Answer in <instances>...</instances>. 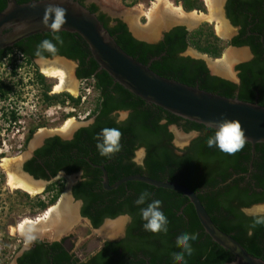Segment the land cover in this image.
I'll return each instance as SVG.
<instances>
[{"label": "trees", "instance_id": "16d2710c", "mask_svg": "<svg viewBox=\"0 0 264 264\" xmlns=\"http://www.w3.org/2000/svg\"><path fill=\"white\" fill-rule=\"evenodd\" d=\"M17 1L24 4L39 0ZM7 3L8 0H0V11L7 7ZM178 3L186 12L207 11L203 0H178ZM89 9L95 13L99 11L95 5ZM226 10L232 24L240 27L239 35L231 42L221 39L213 26L204 23L193 32H188L183 26L175 27L165 34L163 41L149 44L134 38L123 22L110 27L105 14H99V19L127 54L144 65H150L158 75L227 98L264 106V47L261 43V37H264V0H228ZM59 35L63 44L55 41L54 33L38 34L29 39L38 43L44 39L52 40L57 47L56 55L79 62V78L93 80L94 89L99 93L93 111V115H97L96 121L80 128L71 140L60 136L48 138L33 158L24 164V170L34 178L44 180H51L62 171L68 175L83 171V181L73 189L75 198L84 203L82 216L90 219L94 228L101 226L105 219H116L122 215H129L132 220L124 239L106 242L101 251L86 262L74 259L64 248V240L53 243L37 240L34 248L26 250L18 258V264H180L173 259V253L181 251L176 237L182 232L199 235L192 242L193 255H186L187 264H228L235 260L230 251L215 243L205 232L193 204L184 194L137 181L107 191L103 188V173L95 165L105 166L111 185L125 177L143 175L191 188L198 193L212 220L222 231L232 235L252 256L264 260V226L251 229L253 235L249 236L253 221L241 212L242 208L264 203V143L256 145L254 159L252 145L247 142L240 151L231 155L215 147L209 148L207 140L214 135V129L184 120L135 96L100 69L81 37L68 32H59ZM229 45L249 46L254 53L253 60L236 68L239 84L212 75L203 59L183 55L192 47L216 59ZM3 51H0V63L12 52L11 48ZM23 52L29 61L36 56L35 53ZM44 55L52 56L47 52ZM38 78L45 86V77L38 74ZM50 90L49 85L45 86L42 95L48 106L68 102L78 106L82 103L81 96L74 97L67 92L50 95ZM12 92V86L0 80V101L8 99ZM128 110L131 114L124 123H118L112 116L114 112ZM3 116L7 118L8 115L4 113ZM9 117L11 123L19 120L14 110ZM171 125L182 126L187 133L199 132V136L189 146L178 149L169 129ZM106 127L118 128L122 133L121 151L111 158L101 156L96 147L97 135ZM36 131V126L30 129L24 147ZM141 147L147 150L142 167L133 163L135 153ZM6 157V153L0 151V163ZM252 162L253 169L250 170ZM5 180L0 166V187ZM60 183L48 185L45 191L49 195L47 200L42 196L33 199L21 190L15 193L33 200L37 208L33 214H40L58 202L65 187L64 182ZM144 191L150 192L152 199L163 202L162 211L169 221L166 234L144 230V221L135 204Z\"/></svg>", "mask_w": 264, "mask_h": 264}, {"label": "water", "instance_id": "95a60500", "mask_svg": "<svg viewBox=\"0 0 264 264\" xmlns=\"http://www.w3.org/2000/svg\"><path fill=\"white\" fill-rule=\"evenodd\" d=\"M226 1L227 0L219 1L221 11L225 21L232 29V32H234L236 29L226 15ZM88 2L94 3L95 1L88 0ZM95 4L103 14L114 19H120L126 23L134 38L149 44L158 43L164 38V35L167 32L175 27L183 26L191 32L197 26L189 27L183 23L165 22L160 25V29L155 35L144 37L137 35L134 27L122 16L109 12L97 2H95ZM50 5L62 7L66 11V23L62 26L59 32H68L77 35V37H81L88 45L91 57L98 63L100 69L105 71L115 83H118L126 90L149 104L156 105L184 120L204 125L214 130L217 122L223 116L239 122L241 130L244 132L245 142L252 145L254 159L256 145L264 143V106L257 102H244L238 98H227L215 93L204 91L199 87H192L158 75L151 70L150 65H144L127 54L105 28L103 22L99 19V15L92 12L87 6L78 0H39L24 4L19 3L17 0H8L7 7L3 11H0V51L14 47L19 42L32 36L43 33H53V30L50 28L52 23L51 14H49L47 18L48 26L45 24V12ZM152 24L149 22L144 29L139 26L137 28L144 31L150 28ZM233 36V33H229L227 36L221 38L231 41ZM261 41L264 46L263 37ZM229 48L232 50H244L247 54L245 59L235 61L231 64L234 76L224 75L219 71L217 72L214 68V64L219 63V61L212 62L209 58H205V60L212 75L239 84L240 78L236 67L241 63L252 60L254 55L248 47L229 46ZM59 59L71 63L74 66V69L77 65L75 61L64 57H59ZM77 130L78 129H74L67 135L59 136L64 140H71ZM50 137L53 136H47L42 133L34 136L32 144L29 146V153L25 154L24 160L20 165L22 173L27 175L33 181L42 182L45 186L51 184L55 179H36L24 170V164L34 156L35 151L43 145L47 138ZM190 137L196 138L197 136H194L193 133H191ZM98 168H100L104 174L103 186L106 190H113L122 184L137 181L157 188L173 190L184 194L190 200V203L193 204L198 219L205 232L215 243L230 251L235 256V260L228 264H264V260L252 256L232 235L225 233L214 223L205 206L201 202L198 193L191 188L177 182L160 181L143 175H132L110 185L105 167L98 166ZM73 185V181L69 183L65 195L53 207L59 206L63 199L68 197L72 203L76 204L75 209L77 212V218H79L82 223H85L87 220L82 217L80 213L81 202H77L72 194ZM119 219L127 220L124 217H120L117 220ZM111 221L115 220H106L102 229ZM32 222L29 223V225L34 224L35 226H39L45 223L43 218L42 220H39V217L32 220ZM68 232L69 228L65 226V231L61 234L62 236L60 235L57 238H62ZM13 235L26 240V245L21 249L17 258L21 256L24 251L30 249L36 239H40L44 243L55 242L48 236L46 230H44V233L38 232L32 235H26L20 233L19 227H17L14 228ZM29 237H32V239H29ZM13 264H17L16 260H14Z\"/></svg>", "mask_w": 264, "mask_h": 264}, {"label": "rangeland", "instance_id": "374dc122", "mask_svg": "<svg viewBox=\"0 0 264 264\" xmlns=\"http://www.w3.org/2000/svg\"><path fill=\"white\" fill-rule=\"evenodd\" d=\"M94 1L97 2L99 5H102V7H104L109 12L116 14L110 11V9H108V7H106L101 0L99 1L94 0ZM111 1L112 3H114V6L118 8V10L124 12V14L125 13L130 14L131 20H128L124 16H122L124 19L127 20V22L130 25L136 24L140 28L144 29L149 23L148 13L154 7V5L157 3L158 0H111ZM134 1H136V3L132 5ZM203 1L207 8L205 14H208L209 10L207 7V3L205 0ZM169 2H171L172 5L176 7L179 6L183 9L182 4L178 3V0H169ZM193 12L204 13L196 10L187 13H193ZM204 23H208L210 26H212L211 23L203 21L199 23L194 28L193 31L200 28L201 25H203ZM214 31L217 35L216 30ZM229 50L230 48L228 46L224 50L222 56L216 59L210 57L207 54L200 53L199 51L195 50L192 47H190L185 52L184 55L195 59H203L205 62H206L205 58H209L211 59L212 62H215L218 60H223L226 52ZM6 59L7 60H5L3 64H1L0 66V80L5 83H8L12 87L13 86L18 87L17 91H21V94L23 96L21 98L17 94L16 95L11 94L8 99L0 101V137H1L0 139L2 143V148L0 151L6 153L7 155V157L1 161L0 166L6 176V182L8 183V184L4 183L0 187V264H13L16 255L14 254L15 249H18L17 250V255H18L21 249L26 245V240L24 238L15 237L13 235L14 228L19 227L20 224L26 221H32L40 216L42 217L54 205L50 206L45 212L34 215L33 213L37 211V208L34 206V201L29 200L26 197H23L22 194L15 195L13 194V192L16 190H21L25 193H28L30 197L33 199L36 196H42L43 199L47 200L49 195L45 193V191L48 185L50 184H47L46 186L44 185V188L41 192L34 194H31L19 188H16L15 190V187H12V185L10 184V175L11 174L13 175V173L16 172V170L14 171V169L9 168V162L14 160L19 161L20 158H23L21 161L22 163L25 154L29 153V146L32 144L33 137L40 133L46 134L47 136L67 135V134H63L61 130L65 126V124L70 120H73V122L75 123L74 129H79L81 127L87 126L91 121L84 119L89 113L93 112V110L95 109L97 105L99 93L98 91H96V89H94L93 80L85 81L82 84L81 90L79 92L77 91L76 94H72L68 91L57 92L55 90V86L57 83L60 82V78L57 79L56 77H52L45 74L41 65L40 67H38L36 64L33 63L32 66L29 65L30 68L28 70H25L24 69L25 67L23 65L16 62L15 64H17L19 67L22 66L24 69V70L18 69L16 71V68L12 66L13 62L10 61L13 58L6 57ZM19 59L22 62V58L19 57ZM56 60H60V59L56 58L54 61ZM23 62L25 63L26 61ZM12 69L14 70V75L11 74ZM38 74H42L45 77V86L49 85L51 87L50 95L67 92L73 95L74 97L86 96L85 102L84 103L82 102L78 106H73V104L71 103L69 104V102L65 104L56 103L48 106L45 102H43L42 95L45 86L41 84L38 78ZM72 78L73 81L76 83L74 77ZM19 81H23L24 83L23 90H20L19 89L20 86L17 85ZM76 84L78 90L79 84L78 83ZM17 108H18L17 112L19 114V120L17 124L11 123L9 117L10 112L13 109H17ZM73 109H76V111H72ZM4 113H7L8 115L7 118L3 116ZM71 114L73 116H68ZM37 125H40L41 127L38 128V130L35 132L28 145L24 147V142L30 129ZM171 130L175 136L174 142L176 147L178 149L185 148L190 142L191 133L184 134L182 130L179 129L178 126L177 127L172 126ZM139 159L141 158L139 157ZM62 181L64 182L65 187L59 200L65 195L69 183L73 181V184H75L78 181V178L76 177V175H74L68 178L67 181L62 175H59V177L53 180L52 183L53 182L63 183ZM72 204L75 207L76 204L74 203ZM13 219H16V226H14V224L12 223ZM76 219L77 221L73 220L66 225L69 228V232L65 234L62 238L61 237L57 238L61 234L57 237H53L52 236L53 233L50 231L49 232L47 231L48 236L52 238V241H62L65 238L74 237V239H71V241H74V250L77 252L82 250L83 247H85L88 243H90V241H93L94 239H97L100 242H102V240L105 239V236L103 234L95 230H92L91 234L89 236H86L85 234L88 228H91L90 224L88 222L82 223L80 219L77 217ZM82 225L85 226L84 229H81L83 228ZM120 233L122 232H119L117 236H109V238H115V239L119 238L121 235ZM8 236L12 237L13 239L9 240ZM8 243L9 244L11 243V246L8 245Z\"/></svg>", "mask_w": 264, "mask_h": 264}, {"label": "bare ground", "instance_id": "6f19581e", "mask_svg": "<svg viewBox=\"0 0 264 264\" xmlns=\"http://www.w3.org/2000/svg\"><path fill=\"white\" fill-rule=\"evenodd\" d=\"M103 4L110 9V11L124 16L126 19L131 20L130 14H124V12L118 10L114 6L111 0H101ZM209 10L208 14L205 13H187L181 7H176L169 2V0H158L154 7L148 13L149 22L152 24L150 28L145 31L138 29L137 25L132 24L137 35L141 36H153L160 29V25L166 23H183L189 27H194L199 23L206 21L214 24L216 32L219 37H225L231 32V28L225 21L223 13L221 11L220 0H205ZM102 6V5H101ZM104 8V7H103ZM105 9V8H104ZM133 23V22H131ZM137 28V29H136ZM247 56L244 50H232L226 52L223 60H218L219 63L214 64L215 70L228 76H234L231 64L235 61L245 59ZM44 73L60 78V82L56 84L55 90L57 92L68 91L72 94L77 93V84L73 81L74 66L71 63H67L62 60H56L52 63H41L40 64ZM217 71V72H218ZM229 73V74H228ZM75 128L73 120L68 121L62 128L63 134H69ZM9 162V168L16 170L13 175H10V184L12 187L23 189L31 194L39 193L43 190L44 184L42 182L33 181L27 175L21 172V161ZM10 160V159H9ZM76 210L72 201L65 197L61 204L56 207H52L43 217H39V220L45 221L44 224L35 226L34 224L29 225L32 221H26L19 226V231L22 234L32 235L35 233H44V230L52 232L53 237H57L65 231V226L71 221L76 220ZM35 223V222H32ZM30 227H27V226ZM124 220L119 219L115 222H108L102 230L103 235L117 236L122 231ZM27 227V228H25Z\"/></svg>", "mask_w": 264, "mask_h": 264}, {"label": "clouds", "instance_id": "9594fccd", "mask_svg": "<svg viewBox=\"0 0 264 264\" xmlns=\"http://www.w3.org/2000/svg\"><path fill=\"white\" fill-rule=\"evenodd\" d=\"M52 15V23L50 28L53 30L54 39L60 44H63V40L59 35V31L66 23V11L59 6H49L45 12V24L47 25L48 15ZM50 53L53 57L59 59L56 56L57 47L52 40L44 39L37 46L36 57L41 63H47L48 60L44 53ZM128 112L126 111L118 123L126 120ZM121 131L118 128H103L97 135L98 143L96 147L99 154L103 157L111 158L112 155L121 151ZM194 136H199V132H193ZM245 144L244 132L241 130L239 122L228 119L223 116L215 126L214 135L210 136L207 140V146L209 148H218L226 154H235L240 151ZM147 150L143 147L137 149L136 157L133 163L138 166H143V162L139 157H144ZM82 175V172H81ZM162 201L159 199H152V194L148 191L141 192L138 198L135 200V204L139 209V216L144 221V230L150 233L159 234L168 232V218L162 211ZM241 212L252 218V224L248 232L249 236L253 235L251 229L257 226H264V204H256L251 208L245 207L241 209ZM127 220H131V216L125 217ZM199 238L198 233L182 232L177 235L176 243L180 246L181 251L173 253V259L180 262V264H187L186 255L192 256L194 248L192 242ZM32 239V237H29Z\"/></svg>", "mask_w": 264, "mask_h": 264}, {"label": "flooded vegetation", "instance_id": "af4514ba", "mask_svg": "<svg viewBox=\"0 0 264 264\" xmlns=\"http://www.w3.org/2000/svg\"><path fill=\"white\" fill-rule=\"evenodd\" d=\"M78 1H82V4H84L85 6H87L88 8H90L92 5H95V6H97L95 3H93V2H88V0H78ZM96 1H99V0H96ZM228 1V0H227ZM227 1H226V5H227ZM226 5H225V10H226ZM98 7V6H97ZM98 9H99V7H98ZM98 15L99 14H103L101 11H100V9H99V11H98V13H97ZM226 15H227V10H226ZM107 16V15H106ZM108 18H109V26L110 27H114V26H117L118 25V22H123L122 20H120V19H114V18H111V17H109V16H107ZM227 18H228V15H227ZM229 19V18H228ZM230 20V19H229ZM230 22H231V20H230ZM124 23V22H123ZM126 24V23H125ZM212 24V23H211ZM231 24H232V22H231ZM127 25V24H126ZM233 25V24H232ZM212 26H213V28H214V30H216L215 29V26H214V24H212ZM234 26V25H233ZM235 27V31L234 32H232V29H231V32L230 33H233L234 34V36H233V39L231 40V41H233L238 35H239V32H240V27H236V26H234ZM186 28V27H185ZM189 32V31H188ZM44 34V33H43ZM164 38H165V35H164ZM164 38L161 40V41H163L164 40ZM264 38V37H263ZM261 40H262V37H261ZM161 41H159V42H161ZM231 41H228V42H231ZM158 42V43H159ZM19 43H22L21 44V46H19V47H17L16 45L14 46V47H11V50H12V52L10 53V54H8V56L7 57H9V58H13L12 60H10V61H12L13 62V64H12V66L13 67H15L16 68V71L19 69V70H22L23 69V67L22 66H18L17 64H15L16 62L17 63H19V64H21V65H23L25 68V70H28L30 67H29V65L30 66H32V64L34 63V64H36L38 67H40V62L38 61V58L35 56V57H33V59L31 60V61H29V59L27 58V56L24 54V52L23 51H26V52H28V53H30V54H34V53H36V50H37V46L40 44V43H38V42H36V41H33V40H30L29 38L28 39H25V40H23V42L21 41V42H19ZM18 43V44H19ZM261 43H262V41H261ZM229 46H233V45H229ZM235 47H237V46H235ZM242 47V46H241ZM243 47H248L250 50H251V52L253 53V51H252V49L249 47V46H243ZM264 47V46H263ZM9 49V48H8ZM7 49H5V51H6ZM5 51H3V52H5ZM253 55H254V53H253ZM57 57H63V56H59V55H56ZM19 57L20 58H22V62L20 61V59H19ZM46 58H47V60H48V62L47 63H52V62H55L54 60L56 59V57H53V56H51V57H49V56H46ZM64 58H66V57H64ZM68 59V58H67ZM254 59V58H253ZM252 59V60H253ZM5 60H7L6 58L4 59V61ZM60 60H62V59H60ZM70 60V59H69ZM3 61V62H4ZM23 61H26L25 63L23 62ZM73 61V60H72ZM251 61V60H250ZM3 62L2 63H0V66H1V64H3ZM76 63H77V65L75 66V69H74V73H73V77H74V80L76 81V83H78L79 84V88H78V92L81 90V88H82V84L85 82V81H88V80H90V79H81V78H79V76H78V68H79V62H77V61H75ZM247 62H249V61H247ZM237 68V67H236ZM23 69V70H24ZM237 70V69H236ZM11 74L12 75H14V70L12 69V72H11ZM238 74H239V72H238ZM239 76V75H238ZM21 83V84H20ZM18 86H20V90H23V86H24V83H23V81H19V83L17 84ZM13 88V92H12V94L13 95H18V96H20L21 98L23 97L22 96V94H21V91H17V88L18 87H12ZM73 96V95H72ZM19 97V98H20ZM98 102V101H97ZM97 106V105H96ZM96 108V107H95ZM15 112H16V115H17V117H19V114H18V108L17 109H13ZM94 111V110H93ZM126 111H117V112H114L113 113V118L114 119H116V121L118 122L121 118V115H122V113L124 114ZM130 114H131V112H128V115H127V118H126V120L129 118V116H130ZM96 117H97V115H93V112H91V113H89L86 117H85V119L84 120H90L91 122H90V124L89 125H93L94 123H95V121H96ZM126 120H124L123 122H120V123H124ZM164 123H165V121H164ZM15 124H17V122L15 123ZM88 125V126H89ZM172 126H175V127H177V125H171L170 127H169V129H170V131L172 132V130H171V127ZM37 127V130H38V128H40L41 126L40 125H37L36 126ZM87 127V126H86ZM179 127V129L180 130H182V132L184 133V134H190V133H193V132H195V131H192V132H189V133H187V132H185V130H184V128L182 127V126H178ZM82 128V127H81ZM32 129V128H31ZM80 129V128H79ZM78 129V130H79ZM77 130V131H78ZM76 131V132H77ZM76 132L74 133V135L76 134ZM173 133V132H172ZM74 135H73V137H74ZM173 135H174V133H173ZM198 137V136H197ZM174 138H175V136H174ZM48 139V138H47ZM46 139V140H47ZM195 138H191L190 139V142H189V144L187 145V146H189L190 144H191V142L194 140ZM45 140V141H46ZM45 141H44V143H43V145L45 144ZM43 145L42 146H40L39 148H41V147H43ZM174 145H175V142H174ZM176 146V145H175ZM186 146V147H187ZM38 148V149H39ZM37 149V150H38ZM36 150V151H37ZM35 151V152H36ZM35 154V153H34ZM146 156V155H145ZM145 156L144 157H140L141 158V160H142V162H143V164H144V160H145ZM33 158V157H32ZM135 158H137L136 157V153H135V156H134V158H133V160L135 159ZM30 160V159H29ZM253 164V163H252ZM137 165V164H136ZM98 166L100 167V166H102V167H105V166H103V165H95V168L96 169H99V170H101L100 168H98ZM138 166V165H137ZM106 169V168H105ZM253 169V165L251 166V164H250V170H252ZM102 171V170H101ZM81 172H82V175H81ZM103 173V172H102ZM107 173H108V171H107ZM59 175H62L67 181H68V178H70V177H72V176H74V175H76V177L78 178V181L73 185V189H74V187L79 183V182H81V181H83V176H84V172L83 171H80V172H78V173H75V174H71V175H68V174H66L65 172H60L56 177H54V178H52V179H56L57 177H59ZM250 174H248V176H249ZM108 177H109V175H108ZM126 178V177H125ZM51 179V180H52ZM121 180V179H120ZM104 181V174H103V176H102V182ZM109 182H110V179H109ZM118 182V181H117ZM5 183H7L6 182V180H5ZM8 184V183H7ZM115 184V183H114ZM111 185V184H110ZM113 185V184H112ZM103 188H104V186H103ZM73 189H72V194H73V196H74V192H73ZM15 190H16V188H15ZM106 190V189H105ZM114 190V189H113ZM107 191H111V190H107ZM13 194H15L16 195V193H15V191L13 192ZM74 198H75V196H74ZM75 200L77 201V202H81V205H80V213H81V215H82V208H83V205H84V203H83V201L82 200H77L76 198H75ZM264 204V203H263ZM126 216H129V215H122V216H119L118 218H120V217H126ZM83 217V216H82ZM85 218V217H84ZM118 218H116V219H112V220H117ZM87 221L86 222H88L89 224H90V227L91 228H88V230H87V232H86V236H89L90 234H91V232H92V230H95V231H99V233H101L102 234V226L105 224V222H106V220H108V219H105V221L103 222V224L101 225V226H99L98 228H94V226L92 225V222H91V220L90 219H88V218H85ZM132 220V219H131ZM131 220L129 221V220H124V225H123V228H122V233H120L121 235H120V237L119 238H109V236H107V235H104L105 236V239L104 240H102V242H100V241H98L97 239H94L93 241H90V243H88L85 247H83V249L82 250H80V251H75L74 250V241H71V239H74V237H68V238H65V239H63L64 240V248L66 249V251L70 254V255H72L73 256V258L74 259H78L79 261H87L89 258H91V257H93V256H95L98 252H100L101 251V249L105 246V243L106 242H110V241H121L122 239H124L125 237H126V234H127V230H128V228H129V225H130V223H131ZM76 221H77V219H76ZM113 222H115V221H113ZM12 223L14 224V226H16V219H13V221H12ZM82 227L83 228H81V229H84V227L85 226H83L82 225ZM8 239L9 240H12L13 238L12 237H9L8 236ZM37 240H40V239H36L35 240V242L37 241ZM62 240V241H63ZM35 242H34V244H33V246L30 248V249H32V248H34V246H35ZM55 242H61V241H55ZM53 243V242H52ZM8 245H10L11 246V243L9 244L8 243ZM25 247V246H24ZM17 250L18 249H15V251H14V254H16L15 255V259L14 260H16V262H17V264H18V258L19 257H21V256H19L18 258H17ZM29 250V249H28ZM25 252V251H24ZM23 252V253H24Z\"/></svg>", "mask_w": 264, "mask_h": 264}, {"label": "built area", "instance_id": "2783aa9c", "mask_svg": "<svg viewBox=\"0 0 264 264\" xmlns=\"http://www.w3.org/2000/svg\"><path fill=\"white\" fill-rule=\"evenodd\" d=\"M82 97V102L84 103L86 100V96H81ZM72 111H76V109H73Z\"/></svg>", "mask_w": 264, "mask_h": 264}]
</instances>
